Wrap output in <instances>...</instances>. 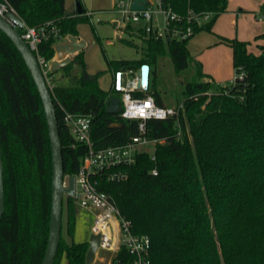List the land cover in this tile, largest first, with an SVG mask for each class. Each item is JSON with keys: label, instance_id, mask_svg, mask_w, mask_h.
Returning <instances> with one entry per match:
<instances>
[{"label": "trees", "instance_id": "1", "mask_svg": "<svg viewBox=\"0 0 264 264\" xmlns=\"http://www.w3.org/2000/svg\"><path fill=\"white\" fill-rule=\"evenodd\" d=\"M28 26L54 20L62 37L76 36L78 25L92 24L90 14L65 15V0H5ZM175 13L208 11L213 19L195 26L194 34L210 31L228 0H163ZM126 31H130L129 25ZM145 47L138 60H114L116 72L149 65V84L132 91L151 95L164 106L151 84L158 59L167 52L176 72L191 61L188 39H156L138 29ZM264 39V32L255 36ZM126 42L132 41L125 39ZM56 40L38 45L45 59L54 56ZM235 77L214 85L197 66L195 82L182 90L177 116L145 121L148 138L161 139L154 159L138 154L125 167V180L99 179L132 230L150 237V264H264V44L249 50V41L228 39ZM65 82L51 94L59 124L64 175L77 172L84 144L74 140L62 121L61 105L72 114H91L94 148L124 143L138 134V120L109 113L110 96L98 84L100 71L86 70L83 52L59 69ZM242 76L239 77V74ZM115 77V75H114ZM0 152L4 202L0 219V264H41L48 240L51 207V152L40 96L20 53L0 30ZM156 170V174L152 170ZM73 201L72 198H69ZM67 228L74 224L73 202ZM88 242L66 243L60 234L53 264L64 254L67 264H86Z\"/></svg>", "mask_w": 264, "mask_h": 264}, {"label": "built area", "instance_id": "2", "mask_svg": "<svg viewBox=\"0 0 264 264\" xmlns=\"http://www.w3.org/2000/svg\"><path fill=\"white\" fill-rule=\"evenodd\" d=\"M132 0H117L115 7L125 21L142 23L146 35L156 39L185 40L194 34L195 26H201L212 17L208 11L195 13L188 11L186 16L175 13L165 6L163 0H145L142 9H132ZM7 13L18 16L14 8L5 0H0V16L6 18ZM12 27L16 22L7 19ZM19 34L34 53L40 70L50 91L54 85L50 71L51 59H45L38 52V45L42 41L62 38L60 27L54 20L46 21L38 26H24ZM132 74V71L120 72L121 81L119 91L120 116L126 119L138 120V134L124 143L94 148L90 136L91 114L78 115L65 110L61 105L62 121L68 127L74 140L86 147L85 153L79 159V166L74 175V195L70 198L79 203L80 207L92 214L90 232L99 236L98 251L108 254V264H150V237L147 234H137L132 230L131 221L125 218L117 207L113 197L98 189L99 179L108 182L125 180L128 176L124 169L135 163L138 154L149 153L154 159V150L161 139L148 138L145 134V121L150 118L165 119L177 116L182 104L177 107L159 106L151 95L137 98L132 95L135 90L136 75L132 82L123 80V74ZM242 73L239 74V77ZM146 88L142 86L141 90ZM156 174V170H152ZM68 176L64 175L63 184H68Z\"/></svg>", "mask_w": 264, "mask_h": 264}, {"label": "rangeland", "instance_id": "3", "mask_svg": "<svg viewBox=\"0 0 264 264\" xmlns=\"http://www.w3.org/2000/svg\"><path fill=\"white\" fill-rule=\"evenodd\" d=\"M117 0H94L92 9L96 12L95 17L100 21L92 23L90 29L92 42L86 49V62L88 66L101 74L98 77L99 86L111 88L114 85L115 70L106 75L109 62L114 60H138L142 57L145 47L143 40L137 35L142 23H133L122 19L117 11ZM65 7L71 10L74 0H65ZM227 11L220 13L214 18L210 31L201 30L188 39V49L191 56L189 65L180 72H176L174 65L167 52L158 59L155 66V75H151L153 87L159 92L165 106L177 107L182 102V90L185 83L195 82L197 78V66L207 74L213 84L225 85L235 77L232 63V48L228 39L253 40L254 36L264 31V0H228ZM212 16L208 21L212 20ZM93 22V19H92ZM207 22V21H206ZM130 31H126L127 28ZM123 29L121 39L116 37V32ZM128 39L132 43L125 41ZM138 70V69H137ZM132 74H123V80L132 82ZM107 71V72H106ZM126 70L125 72H128ZM70 200L66 195L62 199L61 229L63 240L70 244L88 240L92 214L80 207L79 203L73 202L74 224L72 232L67 228V209ZM101 255L107 259L106 253ZM59 264H67L65 255L60 258Z\"/></svg>", "mask_w": 264, "mask_h": 264}, {"label": "water", "instance_id": "4", "mask_svg": "<svg viewBox=\"0 0 264 264\" xmlns=\"http://www.w3.org/2000/svg\"><path fill=\"white\" fill-rule=\"evenodd\" d=\"M145 0H132L130 7L132 9H142ZM90 8V0H75V6L72 10H66L65 15H80L85 13ZM7 19L16 22V27H12ZM98 21L97 17L93 18V22ZM24 26L23 20L13 14L7 13L6 18L0 16V30L10 39L13 45L20 53L31 77L35 83L36 89L41 99L44 116L46 120L48 137L51 152V207H50V220L47 246L45 249L44 257L41 264H53L56 254L57 246L60 240L61 229V212H62V199L66 195L68 198L74 195V175L68 176V184H63V160H62V146L59 136V124L56 118L55 106L52 99L51 91L46 84L45 78L40 70L38 62L34 53L30 50L26 42L19 34L20 28ZM66 37V36H65ZM69 38L76 40V36L67 35ZM57 45V44H56ZM85 43H76L69 49V54H73L84 47ZM71 57L62 59H51L50 71L53 74L62 66L70 63ZM115 88L119 90L120 86V72L115 74ZM149 84V65L143 63L140 65L136 72L135 89L141 90L142 86L147 88ZM120 108V98L117 96H110L107 101V111L109 113H116ZM4 191H3V176L0 152V219L3 211ZM88 248L85 254V263L92 264L98 251L99 236L90 233L88 237Z\"/></svg>", "mask_w": 264, "mask_h": 264}, {"label": "crops", "instance_id": "5", "mask_svg": "<svg viewBox=\"0 0 264 264\" xmlns=\"http://www.w3.org/2000/svg\"><path fill=\"white\" fill-rule=\"evenodd\" d=\"M93 1L94 0H90V8L85 11L86 14H90L92 16L91 17V20L96 15V12L91 7L92 4H93ZM74 6H75V0H74ZM65 9L66 10H69L66 7H65ZM70 9L72 10V8H70ZM73 9H74V7H73ZM226 11H227V8H226ZM99 21H100V19L98 18V21L93 22V23H97ZM91 25L92 24H90V23H81V24H79L78 25V34L76 35V40H73V38H70V37L68 38L66 36V37H62L60 40L56 41L55 44H54V56H53V58H56L58 60L59 59H62V58H65V57H68V56L71 57V58H73V56L78 51H82L83 52V58H84V61H85V64H86V70H87V72L90 73V74H93V73L98 72L95 69H92L90 66H88V64L86 62V59H85L86 58V54L85 53L87 51L86 49L88 48L90 42H92V34H91L92 32H91V29H90ZM262 32H264V31H260L256 35H258V34H260ZM122 33H124L123 32V29L120 28V30H118L115 35H116L117 38L121 39V34ZM255 36H254L253 40H245V41H249L251 43L249 45L248 49L254 51L255 53H257L259 51V48L258 47L260 45H263L264 44V39H257L256 40L255 39ZM238 40H244V39H238ZM81 42H84L85 43L84 47L81 50H78L77 52H75L73 54H69V49L73 46V44H76V43L78 44V43H81ZM112 70L113 69L110 68V66H109L108 72L106 71L107 72L106 75L109 74L110 77H111V71ZM52 79H53V83L54 84L65 82V78L63 77L62 72L60 70H57L56 72H54L52 74ZM101 88H103L105 90H110L111 89V83L109 84V87L108 88L107 87H104V86H102ZM85 241H87V240H85ZM101 253H103V252L102 251L97 252V254L95 256V259H94V262L92 264H108V258L106 259L104 257V255L103 256L101 255ZM107 256H108V254H107Z\"/></svg>", "mask_w": 264, "mask_h": 264}, {"label": "bare ground", "instance_id": "6", "mask_svg": "<svg viewBox=\"0 0 264 264\" xmlns=\"http://www.w3.org/2000/svg\"><path fill=\"white\" fill-rule=\"evenodd\" d=\"M120 81H121V75H120Z\"/></svg>", "mask_w": 264, "mask_h": 264}]
</instances>
